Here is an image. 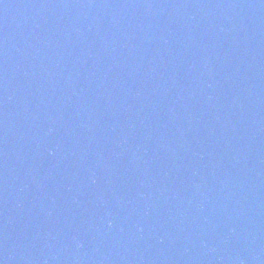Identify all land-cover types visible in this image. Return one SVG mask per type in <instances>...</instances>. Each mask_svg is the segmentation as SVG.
Segmentation results:
<instances>
[{"label":"water","instance_id":"water-1","mask_svg":"<svg viewBox=\"0 0 264 264\" xmlns=\"http://www.w3.org/2000/svg\"><path fill=\"white\" fill-rule=\"evenodd\" d=\"M262 7L264 8V4L262 5ZM102 20H105V19H102ZM93 25H95V22H93ZM110 24L109 23H107L106 24V26H109ZM259 30H260V28H258ZM262 31V30H261ZM103 33L102 32H100V33H98V34H96V36H100V35H102ZM165 36H167V34L166 35H163V37H165ZM255 39H256V41H257V45H258V47H259V52H260V50H261V52L262 53H264V43H263V41L262 40H259L258 38H257V35H256V37H255ZM97 40H93L92 41V43H95ZM231 49V48H230ZM140 50H144V52L146 51V48H143V47H141L140 48ZM236 59V58H235ZM249 153H251V152H247L246 153V163H247V161H248V155H249ZM252 154V153H251ZM251 158H253V159H255V161L257 162V163H255V165L256 164H258V168H260V171H259V174H257V176L256 177H258V180L260 181V183H264V151H262V152H259L258 154H255V155H253V156H251ZM6 159V156L4 155V160ZM4 160H0V165H4ZM241 165V169H239V170H237V174L238 175H242L243 174V172H244V170H245V168L246 167H243L244 166V164L243 163H240ZM226 171V170H225ZM65 172H68L69 173V171L68 170H65ZM228 175V174H227ZM221 176H224L223 174H221ZM247 177H249V176H247V175H245V178L247 179ZM229 179H230V177H228V178H226V182H225V184L223 185V189L224 190H226V191H231V192H233L234 191V189L233 188H231L232 187V185H231V183H229ZM210 189L212 190V191H215V190H217V185H216V183L215 184H212V185H210ZM141 195H142V197H144L145 199L147 198V195L143 192V191H140L139 192ZM107 195V194H106ZM102 197H103V199H104V201H105V203H107V199L104 197V195L102 194ZM112 199H110V201H111ZM50 203V202H49ZM75 203L77 204V205H83L84 204V201H83V199L82 198H80V197H76L75 198ZM56 205H59V203L58 202H56L55 203ZM116 204H118V201H115V203H114V205H113V207H111V209L109 208V210H108V212H109V214H110V216L113 218V225L116 223V215H115V213H114V210H113V208L115 207V205ZM85 213L87 212L86 211V209H84L83 210ZM159 216H161L162 214H163V212H159V213H157ZM148 216L149 217H153L154 218V216L153 215H147L146 216V214H142V217H140L138 220H139V226H138V233H137V239L139 240V241H141V245H143V247H145V244L146 243H149L148 242V240H147V236H148V234H149V231H148V228H147V224L148 223H150V222H154V219H152V218H150V219H148ZM165 216H167V215H165ZM150 239L152 240V241H154L155 242V244L153 245V247L157 244V237L152 233V236L150 237ZM131 254H133V253H131ZM178 253L177 252H169V251H166V250H161V251H159V252H157V251H155V252H153V253H149V254H147L146 255V259H147V264H166L167 262H169L170 264H197V263H192L191 261H187V262H183V260H182V258L179 256V255H177ZM133 256L134 257H131V258H125L124 259V262L122 263V264H131L130 262H131V260H132V258L133 259H138V260H140V258L139 257H137L135 254H133ZM154 256H155V260H154V262H153V259L152 258H154Z\"/></svg>","mask_w":264,"mask_h":264}]
</instances>
